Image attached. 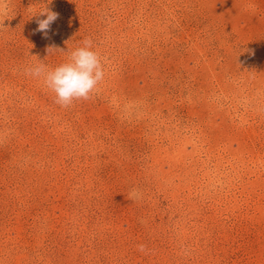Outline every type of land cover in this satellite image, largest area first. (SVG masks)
Returning <instances> with one entry per match:
<instances>
[{"label": "rangeland", "instance_id": "rangeland-1", "mask_svg": "<svg viewBox=\"0 0 264 264\" xmlns=\"http://www.w3.org/2000/svg\"><path fill=\"white\" fill-rule=\"evenodd\" d=\"M0 264H264V0H0Z\"/></svg>", "mask_w": 264, "mask_h": 264}, {"label": "clouds", "instance_id": "clouds-1", "mask_svg": "<svg viewBox=\"0 0 264 264\" xmlns=\"http://www.w3.org/2000/svg\"><path fill=\"white\" fill-rule=\"evenodd\" d=\"M37 15L46 16V19L37 21L36 31L47 36L50 25L58 18V14L45 8ZM47 51L50 54L62 52L54 45L49 46ZM24 71L27 75L41 79L44 86L54 94V102L62 108L70 107L75 101L91 99L106 75L102 58L93 50L91 38H85L82 46L70 51L67 62L55 68L41 62ZM139 250L144 251V246L140 245Z\"/></svg>", "mask_w": 264, "mask_h": 264}]
</instances>
